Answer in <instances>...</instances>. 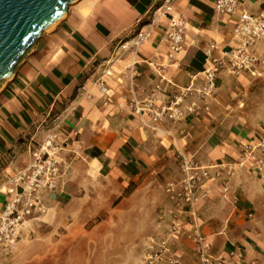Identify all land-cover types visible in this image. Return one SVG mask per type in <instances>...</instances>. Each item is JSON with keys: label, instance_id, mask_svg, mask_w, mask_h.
<instances>
[{"label": "crops", "instance_id": "0c3cea01", "mask_svg": "<svg viewBox=\"0 0 264 264\" xmlns=\"http://www.w3.org/2000/svg\"><path fill=\"white\" fill-rule=\"evenodd\" d=\"M161 1L78 0L33 44L0 88V188L27 167L46 134L55 133L57 185L41 193L45 211L29 222L51 216L70 233L88 222L91 210L118 198L130 208L150 182L178 178L176 155L189 153L202 164L219 165L222 177L204 184L193 213L185 214L187 222L199 226L214 251L227 256L238 250L240 264H264V176L239 164L242 145L264 138V41L254 46L253 72L217 77L216 92L200 116L175 124L144 117V123L129 103L150 96L156 67L163 66L173 84L169 90L181 88L189 82L187 72L206 67L204 46H233L232 23L215 12L213 0H171V14L185 19L186 31L184 49L166 64V22L139 44L132 39L136 22ZM240 4L248 12H264V0ZM99 77L104 89L96 83ZM5 198L0 194V208ZM155 207L151 231L142 241L164 236L171 220L172 204L164 193ZM172 249L185 264L195 263L188 242Z\"/></svg>", "mask_w": 264, "mask_h": 264}, {"label": "built area", "instance_id": "2783aa9c", "mask_svg": "<svg viewBox=\"0 0 264 264\" xmlns=\"http://www.w3.org/2000/svg\"><path fill=\"white\" fill-rule=\"evenodd\" d=\"M171 0H162L150 7L142 19L135 24L132 39L136 44L150 36L151 29L166 22L163 40L167 45L165 63L175 62V56L184 49L186 21L181 15L171 14ZM214 10L232 23L231 42L233 46L221 47L215 42L202 48L206 67L201 72H187L189 82L186 86L168 89L173 84L166 79L163 66L156 67L157 82L150 96L142 103L132 99L129 103L132 113L144 123L148 117L151 123H179L187 117H198L208 110L207 99L214 96L217 77L222 72L238 75L253 72L257 62L254 46L264 41V12H248L240 0H213ZM104 75L110 71L105 70ZM97 85L104 89V80L99 77ZM163 93V98L158 94ZM60 146L56 135L49 132L34 150L31 160L24 170H18L0 188L6 196L0 208V253L7 251L20 237L26 224L35 216L42 214L41 193L53 191L59 178L57 154ZM178 178L164 185V194L172 204L171 220L164 236H147L141 246L140 264H185L182 255L172 249V244L181 240L188 242L195 257L194 264H240L241 251H231L224 255L214 251L212 243L201 232L198 225L189 223L185 214L193 213L199 192L211 179L222 177L218 166L202 164L189 153L176 155ZM239 164L250 167L264 176V138L255 144H243L239 154ZM220 167V168H219ZM215 169L213 173L210 169ZM230 169V166L227 168ZM230 171L226 174L230 175ZM236 256L237 259L232 257ZM250 264H257L256 261Z\"/></svg>", "mask_w": 264, "mask_h": 264}, {"label": "rangeland", "instance_id": "374dc122", "mask_svg": "<svg viewBox=\"0 0 264 264\" xmlns=\"http://www.w3.org/2000/svg\"><path fill=\"white\" fill-rule=\"evenodd\" d=\"M164 185L163 178L150 182L130 208L118 198L91 210L78 231L69 233L51 216L28 222L15 244L0 253V264H140L142 238L151 231Z\"/></svg>", "mask_w": 264, "mask_h": 264}, {"label": "water", "instance_id": "95a60500", "mask_svg": "<svg viewBox=\"0 0 264 264\" xmlns=\"http://www.w3.org/2000/svg\"><path fill=\"white\" fill-rule=\"evenodd\" d=\"M76 0H0V87Z\"/></svg>", "mask_w": 264, "mask_h": 264}, {"label": "bare ground", "instance_id": "6f19581e", "mask_svg": "<svg viewBox=\"0 0 264 264\" xmlns=\"http://www.w3.org/2000/svg\"><path fill=\"white\" fill-rule=\"evenodd\" d=\"M77 3H78V0H76V1L74 2L73 5H75V4H77ZM66 15H67V11H66V13L64 14V16H63L61 19H63ZM61 19H60V20H61ZM60 20H59V21H60ZM59 21H58V22H59ZM58 22H57V23H58ZM57 23H56V24H57ZM56 24H55L52 28H50V29L47 31V33L50 32V31H52V30L55 28ZM138 44H139V43H138ZM12 76H13V75H12ZM12 76H11V78H12ZM11 78H10V79H11ZM4 85H5V83L2 84V86H1L0 88H2Z\"/></svg>", "mask_w": 264, "mask_h": 264}]
</instances>
